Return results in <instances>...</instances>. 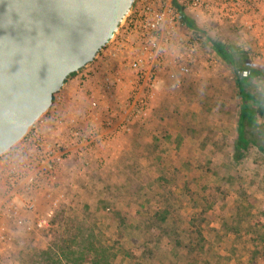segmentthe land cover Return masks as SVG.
<instances>
[{
  "label": "rangeland",
  "instance_id": "1",
  "mask_svg": "<svg viewBox=\"0 0 264 264\" xmlns=\"http://www.w3.org/2000/svg\"><path fill=\"white\" fill-rule=\"evenodd\" d=\"M205 32L184 30L198 43L195 63L178 85L167 67L160 72L150 110L129 134L100 144L82 160L66 162L49 191L36 195L35 211L22 210L23 224L2 220L0 264H19L23 246L44 248L48 216L61 207L89 208L95 214L112 264H192L198 243L194 264H264V154L250 144L243 158L234 157L241 107L238 72L208 40L244 52L249 68L262 74L244 89L260 97L264 33L235 32L228 23H207ZM129 50L126 43L120 59ZM177 51L166 61L181 54ZM61 94L42 116L48 122L43 132L55 136L62 129L58 122L50 127L52 117L84 126L92 110ZM259 123L247 132L249 138L264 140V119ZM184 181L190 182L191 195ZM166 202L169 211H164Z\"/></svg>",
  "mask_w": 264,
  "mask_h": 264
},
{
  "label": "built area",
  "instance_id": "2",
  "mask_svg": "<svg viewBox=\"0 0 264 264\" xmlns=\"http://www.w3.org/2000/svg\"><path fill=\"white\" fill-rule=\"evenodd\" d=\"M184 16L203 32L207 23H228L235 32L264 33V0H135L115 37L65 82L68 96L91 106L84 126L54 116L50 127L58 122L62 129L55 136L43 132L48 122L41 117L0 156V225L5 218L23 224L22 210L35 211L36 195L49 191L66 162L129 134L147 116L162 70L168 68L174 85L182 82L198 45L183 33ZM126 43L131 50L120 59ZM175 51L181 54L167 62Z\"/></svg>",
  "mask_w": 264,
  "mask_h": 264
},
{
  "label": "water",
  "instance_id": "3",
  "mask_svg": "<svg viewBox=\"0 0 264 264\" xmlns=\"http://www.w3.org/2000/svg\"><path fill=\"white\" fill-rule=\"evenodd\" d=\"M134 1L0 0V156L115 37Z\"/></svg>",
  "mask_w": 264,
  "mask_h": 264
},
{
  "label": "trees",
  "instance_id": "4",
  "mask_svg": "<svg viewBox=\"0 0 264 264\" xmlns=\"http://www.w3.org/2000/svg\"><path fill=\"white\" fill-rule=\"evenodd\" d=\"M183 19L188 29H191L195 33H206L198 29L195 22L189 16H184ZM208 40L214 51L238 72L237 82L239 85L241 107L237 121L234 157L235 159L243 158L250 144L264 154V140L262 138L252 139L247 136V132L250 129L261 126L259 119H264V95L256 97L244 89L245 83L262 74L257 69L249 68L246 57L244 55L241 56L244 52L237 48L233 49L221 40L213 38H209ZM248 69L251 70L248 75H241V72L245 73ZM128 181L132 182V179ZM182 186L187 189L185 190L186 193L189 192L191 195L194 192H191V187L189 188L190 182L184 181ZM208 202L209 200H207V204ZM166 203L167 207H165L164 211H169L171 209L170 205L168 202ZM155 216L158 222L163 223V218H161L158 212L155 213ZM90 217L95 221L89 222ZM125 218L126 216H123L122 219ZM119 222L121 227L124 221L119 220ZM98 223V220L95 219V214L91 213L89 208H82L77 211L71 208L61 207L48 216L49 229L45 235L47 241L44 243V248L41 245L36 247L23 246L18 256V263L112 264L111 260L114 257L109 253L102 241L104 233L99 231L97 227ZM199 248H201V245L198 243L196 251L192 255L195 256L192 259V264L197 261Z\"/></svg>",
  "mask_w": 264,
  "mask_h": 264
},
{
  "label": "crops",
  "instance_id": "5",
  "mask_svg": "<svg viewBox=\"0 0 264 264\" xmlns=\"http://www.w3.org/2000/svg\"><path fill=\"white\" fill-rule=\"evenodd\" d=\"M65 90H66V89H65V84H64V87H63V88H62V90H61V92H62V94H61V95H62L63 97H65V98H66V97H68V92H67V91H65ZM65 98H63V99H65Z\"/></svg>",
  "mask_w": 264,
  "mask_h": 264
}]
</instances>
